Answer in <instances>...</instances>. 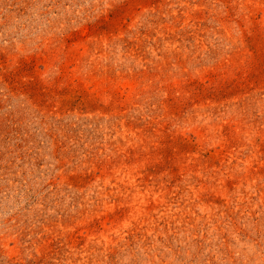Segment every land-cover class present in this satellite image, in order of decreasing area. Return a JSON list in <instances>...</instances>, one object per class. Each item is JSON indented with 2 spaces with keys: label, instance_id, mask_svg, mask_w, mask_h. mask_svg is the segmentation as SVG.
Masks as SVG:
<instances>
[{
  "label": "rangeland",
  "instance_id": "rangeland-1",
  "mask_svg": "<svg viewBox=\"0 0 264 264\" xmlns=\"http://www.w3.org/2000/svg\"><path fill=\"white\" fill-rule=\"evenodd\" d=\"M0 264H264V0H0Z\"/></svg>",
  "mask_w": 264,
  "mask_h": 264
}]
</instances>
